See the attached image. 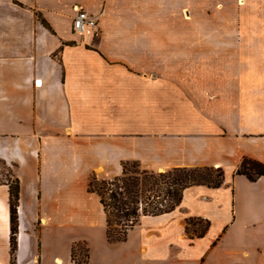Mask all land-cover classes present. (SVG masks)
Instances as JSON below:
<instances>
[{"label": "crops", "instance_id": "crops-1", "mask_svg": "<svg viewBox=\"0 0 264 264\" xmlns=\"http://www.w3.org/2000/svg\"><path fill=\"white\" fill-rule=\"evenodd\" d=\"M19 1L0 0V264L14 182L15 264H74V246L83 264H264V175L237 173L264 164V0ZM80 9L98 17L85 35ZM134 161L225 181L109 241L89 182ZM193 218L210 222L202 237Z\"/></svg>", "mask_w": 264, "mask_h": 264}, {"label": "trees", "instance_id": "trees-1", "mask_svg": "<svg viewBox=\"0 0 264 264\" xmlns=\"http://www.w3.org/2000/svg\"><path fill=\"white\" fill-rule=\"evenodd\" d=\"M13 1L21 4L19 0ZM36 14L40 17L39 13ZM43 22L52 30L45 20ZM122 167V173L112 179H99L94 176L88 187L89 192L99 196L106 213L109 241H125L129 229L138 225L143 216H160L176 210L181 205L188 187L202 184L220 187L225 181L221 167H175L166 171H151L142 168L136 161L123 162ZM237 173L256 181L264 175V164L246 158ZM18 206L19 184L14 182L10 187L12 264H15L13 258L18 249ZM209 226V221L193 218L188 221L187 230L190 231L191 227H194L197 236L202 237ZM72 257L74 264L86 263L88 250L81 248L77 256L74 246Z\"/></svg>", "mask_w": 264, "mask_h": 264}, {"label": "built area", "instance_id": "built-area-1", "mask_svg": "<svg viewBox=\"0 0 264 264\" xmlns=\"http://www.w3.org/2000/svg\"><path fill=\"white\" fill-rule=\"evenodd\" d=\"M98 25V17L86 10L80 9L73 21L74 30L82 35L90 33Z\"/></svg>", "mask_w": 264, "mask_h": 264}, {"label": "rangeland", "instance_id": "rangeland-1", "mask_svg": "<svg viewBox=\"0 0 264 264\" xmlns=\"http://www.w3.org/2000/svg\"><path fill=\"white\" fill-rule=\"evenodd\" d=\"M165 73H166V72H165ZM175 73H176V72L173 73V72H170V71H169L167 74H175ZM179 73H180V72H179ZM178 85H180V84H178ZM164 93H165V92H164ZM168 94H169V95H171V94L176 95V92H169V91H168ZM165 95L167 96L166 93L164 94V96H165ZM167 101H168L169 103H171V102L175 103V102H177L178 100L175 99V98L172 99V98H170V97L168 98V100H163V102H167ZM122 169H123V167H122ZM10 178H11V177H10ZM11 180H12V178H11ZM81 248H82V250L84 249V251L86 250L85 247H82V246H81Z\"/></svg>", "mask_w": 264, "mask_h": 264}]
</instances>
